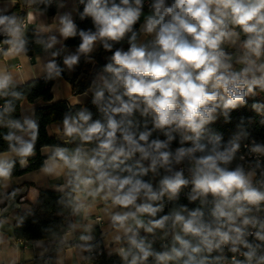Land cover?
Instances as JSON below:
<instances>
[{"label": "clouds", "instance_id": "9594fccd", "mask_svg": "<svg viewBox=\"0 0 264 264\" xmlns=\"http://www.w3.org/2000/svg\"><path fill=\"white\" fill-rule=\"evenodd\" d=\"M27 3L36 11L17 15V0L0 6V56L30 62L31 45L46 56L36 57L38 74L28 80L0 68V217L14 207L19 226L38 223L51 191L58 215L73 218L68 234L79 233L73 247L93 264L104 256L119 264H264V140L252 117L240 116L227 138L212 127L232 124L243 107L264 126V99H255L264 94V0ZM50 13V23L29 31ZM89 19L91 27L77 23ZM76 38L72 49L66 42ZM99 48L111 55L83 106H68L58 142L38 150L40 116L20 102L41 80L62 81L82 61L95 67ZM38 154L47 185L14 186L17 168L29 169Z\"/></svg>", "mask_w": 264, "mask_h": 264}, {"label": "crops", "instance_id": "0c3cea01", "mask_svg": "<svg viewBox=\"0 0 264 264\" xmlns=\"http://www.w3.org/2000/svg\"><path fill=\"white\" fill-rule=\"evenodd\" d=\"M8 3H10V0H0V6H3V4ZM17 3L20 4L21 11L23 14H26V12L36 11V7L29 6L27 0H17ZM50 16L51 14L41 18L40 15H37L35 22L29 24V31H31V29L34 27H38L39 25L50 23ZM30 47V55L32 56V60L30 62L24 58L5 59L0 56V68H6L8 71L12 72L16 76L18 82L28 80L32 75L38 74V68L36 67L38 61L36 57H41L42 60L46 59L45 54L42 52L39 46L31 45ZM69 47L72 49L75 48V46L72 45H69ZM95 71L96 65L94 67L91 64V67L87 71L90 81ZM67 77L70 76L65 74L64 79L62 81L53 82L51 89L55 86L54 90L57 94V97L59 98L58 100H66L71 104L82 103L81 96L84 91L74 93L72 84L67 79ZM89 98L90 97H88L84 102H87ZM51 99L44 100L42 98H37L35 101H29L27 99L22 100L20 102V107L31 108L33 106L36 107L37 105H45L51 102ZM58 123L59 121H54L46 125V129H48V131L46 130L47 134L49 136L54 137L55 139H57L56 136L59 135V132L55 127ZM37 169L38 168L18 174L15 177L14 186L23 185L25 186V189L27 191L29 190L28 187H35L40 183H44L45 185H47L48 182L43 181L42 178L37 174ZM102 209V205L97 206L95 208L94 215L92 217L93 220L102 217ZM19 213L20 210H17L12 207L7 213L4 214V217H0L6 218V222L3 225H0V264H17L32 261L41 256L49 255H51L54 264H81L83 262H86L87 259L81 256L79 249L73 247V245L78 243L79 233L76 232L69 235V228L61 234L59 239L60 243L57 244V246H55L54 248V240L52 239L22 242L21 239L16 238L13 234V225ZM63 218L64 221L69 223H71L73 219L69 216L68 212L64 214ZM101 227H104L106 229L107 222L105 221L102 226L97 225L96 235L98 238L100 236ZM62 240H65V242L61 243Z\"/></svg>", "mask_w": 264, "mask_h": 264}, {"label": "trees", "instance_id": "16d2710c", "mask_svg": "<svg viewBox=\"0 0 264 264\" xmlns=\"http://www.w3.org/2000/svg\"><path fill=\"white\" fill-rule=\"evenodd\" d=\"M36 7V6H33ZM16 14L17 15H23L21 11L20 4L17 3L15 6ZM82 10V9H81ZM51 14V13H50ZM77 23L82 28H88L91 27V21L86 20L84 22H80L77 20ZM68 46H77L79 43V39H69L67 42ZM120 45H117L119 47ZM125 49H127V43L125 42L124 45ZM31 53V52H30ZM111 53L105 52L102 48H99L94 53V58L96 60V70L99 69L101 66H103L107 62V57H109ZM91 67V64H86L83 61L81 62L80 66L77 68L76 72L73 73L72 76L67 77V79L71 82L72 88L74 93L84 91L89 83L90 78L87 74V71ZM53 82H49L45 84L42 80L40 81L39 85L33 89L30 94L28 95L27 100L29 101H35L37 98H42L44 100H50L52 97L51 92V86ZM26 92L29 91V89H24ZM255 99L261 100L264 99V94H261V96L256 97ZM252 103V99H249V105ZM85 104L95 113L96 109L94 106L90 103V98L88 99ZM68 106L73 107H82V103H69L66 100H58L56 103L49 102L45 105H37L36 111L38 116H40L41 120V127H40V141L38 142L37 148L39 150V147L44 144H52L57 143L58 140L55 139L52 136H49L46 131V125L50 122L54 121H60L62 118V113L67 110ZM19 110V109H18ZM19 113H17V116ZM233 116V123L232 124H225L223 123V120L217 121L212 127L220 132H223L225 134V138H227L233 131H234V125L237 122L238 118L240 116L244 117H252L254 120V123L252 124L253 134L257 137L259 140H264V126H261L259 124L260 117L257 116L254 112L250 110V107H243L240 109L235 110L232 113ZM155 136V134H154ZM163 138V137H161ZM2 143V141H0ZM178 146L176 143H174L173 147ZM42 157L38 154L36 159L33 161L31 167L26 170H19L17 168V175L21 174L25 171L33 170L39 167ZM147 179V177L145 178ZM55 198L56 194L49 191L47 193V196L44 198L45 204L42 207V210L38 213V223L33 224L30 221L26 223L23 226H19L17 224L18 217L20 213L17 215L14 225H13V234L16 238L23 240L24 242L29 241H36V240H43V239H52L54 240L53 248L57 246V244L60 243V236L61 234L68 229L69 222L64 221V214L67 213V210H64V212L61 215H58L59 207L55 204ZM179 203L182 204H188V201L185 196H181ZM172 205L169 204V207L165 209V213L169 210V208ZM189 207H195V205H188ZM157 248H159V244L156 245ZM17 264H54L51 255L49 256H41L38 257L32 261L17 263ZM81 264H93V262L89 259L86 260V262H83ZM94 264H119L118 257H111L108 258L107 256L100 257L96 261H94Z\"/></svg>", "mask_w": 264, "mask_h": 264}, {"label": "built area", "instance_id": "2783aa9c", "mask_svg": "<svg viewBox=\"0 0 264 264\" xmlns=\"http://www.w3.org/2000/svg\"><path fill=\"white\" fill-rule=\"evenodd\" d=\"M185 192H187V190H185ZM181 196H185V194H182ZM168 207H169V205H168ZM168 207H167V208H168ZM22 242H24V241L22 240Z\"/></svg>", "mask_w": 264, "mask_h": 264}]
</instances>
